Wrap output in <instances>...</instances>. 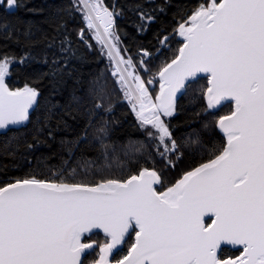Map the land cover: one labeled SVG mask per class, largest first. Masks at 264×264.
<instances>
[{
  "label": "snow or ice",
  "instance_id": "obj_1",
  "mask_svg": "<svg viewBox=\"0 0 264 264\" xmlns=\"http://www.w3.org/2000/svg\"><path fill=\"white\" fill-rule=\"evenodd\" d=\"M0 10V264H264V0Z\"/></svg>",
  "mask_w": 264,
  "mask_h": 264
},
{
  "label": "trees",
  "instance_id": "obj_2",
  "mask_svg": "<svg viewBox=\"0 0 264 264\" xmlns=\"http://www.w3.org/2000/svg\"><path fill=\"white\" fill-rule=\"evenodd\" d=\"M32 3H33V4H41V3H44V0H32ZM0 11H2V10H0ZM20 14H21V15H29V14H27V13H23V12H21ZM140 39H143V38L141 37ZM89 67H91L93 70L96 69V68H99L98 64H96L95 62H93ZM99 69H100V68H99ZM121 111H123V110L121 109V107H118L117 110H116V115H117V117H119V114H120ZM177 119H180V117H177ZM122 122H123L124 125H125V129H126V131H127V132H130L131 135H132L133 137H139V136H140L138 132H135V131L132 130V128H131V126H130V123H128V122H132V121L129 119V117H127V121H122ZM121 139H122V140H123V139H126V135H122V136H121ZM56 147H58V145H57V144H54V145H53V148H56ZM44 150L47 151V149H44ZM54 162H55V161H54ZM187 162H188V161L185 160V165L187 164ZM182 166H183V165H182Z\"/></svg>",
  "mask_w": 264,
  "mask_h": 264
},
{
  "label": "rangeland",
  "instance_id": "obj_3",
  "mask_svg": "<svg viewBox=\"0 0 264 264\" xmlns=\"http://www.w3.org/2000/svg\"><path fill=\"white\" fill-rule=\"evenodd\" d=\"M133 52H135V48H133ZM98 66H99L100 69H104V67H105V65H104L103 62H100V63L98 64ZM121 109H122L123 111H126V110H127L126 106L122 107ZM128 117H129V119H130L131 121H134V117H133V116L129 115ZM139 135H141V134L139 133Z\"/></svg>",
  "mask_w": 264,
  "mask_h": 264
}]
</instances>
